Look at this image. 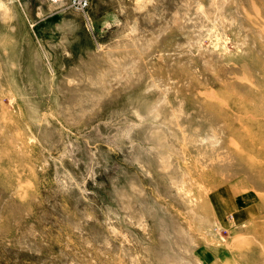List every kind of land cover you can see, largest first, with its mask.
I'll list each match as a JSON object with an SVG mask.
<instances>
[{
    "label": "rangeland",
    "instance_id": "rangeland-1",
    "mask_svg": "<svg viewBox=\"0 0 264 264\" xmlns=\"http://www.w3.org/2000/svg\"><path fill=\"white\" fill-rule=\"evenodd\" d=\"M202 248L264 264V0H0V264Z\"/></svg>",
    "mask_w": 264,
    "mask_h": 264
},
{
    "label": "crops",
    "instance_id": "crops-1",
    "mask_svg": "<svg viewBox=\"0 0 264 264\" xmlns=\"http://www.w3.org/2000/svg\"><path fill=\"white\" fill-rule=\"evenodd\" d=\"M208 256L211 257L212 259L211 261L213 264H222L219 257L215 253L208 250L207 248H202L196 253V257L201 264H210L207 262Z\"/></svg>",
    "mask_w": 264,
    "mask_h": 264
},
{
    "label": "built area",
    "instance_id": "built-area-1",
    "mask_svg": "<svg viewBox=\"0 0 264 264\" xmlns=\"http://www.w3.org/2000/svg\"><path fill=\"white\" fill-rule=\"evenodd\" d=\"M89 0H70L72 7L83 10L87 7Z\"/></svg>",
    "mask_w": 264,
    "mask_h": 264
},
{
    "label": "bare ground",
    "instance_id": "bare-ground-1",
    "mask_svg": "<svg viewBox=\"0 0 264 264\" xmlns=\"http://www.w3.org/2000/svg\"><path fill=\"white\" fill-rule=\"evenodd\" d=\"M253 119V118H252Z\"/></svg>",
    "mask_w": 264,
    "mask_h": 264
}]
</instances>
